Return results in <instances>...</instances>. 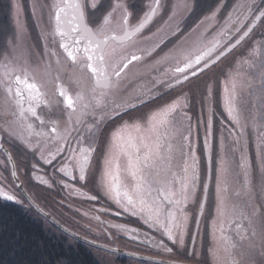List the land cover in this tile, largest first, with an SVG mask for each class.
I'll use <instances>...</instances> for the list:
<instances>
[{"label":"snow or ice","instance_id":"obj_1","mask_svg":"<svg viewBox=\"0 0 264 264\" xmlns=\"http://www.w3.org/2000/svg\"><path fill=\"white\" fill-rule=\"evenodd\" d=\"M106 4L102 0H54L45 5L44 0H32L33 14L42 21L41 36L46 41L47 55H57L47 44L52 33L46 30V26L54 21L55 33L64 41L59 42L58 47L63 49L67 58L81 66L80 74L74 73L71 78L80 88L75 97L69 94L64 85L53 82V95L63 98L56 102L66 104L70 110L65 127L68 122L81 127L74 129L77 133L74 140L70 139L71 132L57 138L56 122L51 121L53 126L50 132L53 135L46 141L42 139L44 133L35 131L32 123L18 131L19 119L24 118L26 112L39 121L37 127H47L48 122L37 116L31 104L27 109L23 106L24 92L19 85H25L30 100L37 99L40 89L36 83L28 82L32 53L26 42V26L21 19V0H12L15 30L12 37L6 40L4 52H0L5 75L10 77L2 81L6 103L0 105V154L5 160L0 163H11L12 168L9 176L0 174V199L23 206V197L27 195L24 191L26 181L20 173L22 162L8 147V142L16 141L26 150L25 154L30 153L38 158L36 163L31 164L29 179L49 188L60 184L73 194L81 192L76 184L81 187L92 184L102 188L105 194H113L117 203L123 199L126 210H131L133 215L137 214L136 209L141 213L147 212L145 223L151 221L150 226H156L162 236H166L178 248H184L185 239L189 237L193 245L190 253L194 258L193 264H201L195 260L198 255L195 248L197 235L190 234L189 225L194 224L198 234L201 219L207 214L210 188H214L216 216L211 221L214 244L210 252L215 264H228L230 250L237 248V244L224 235L221 220L224 193L231 188L236 197L244 198L250 209L244 211L234 207L232 215L240 216L247 225V232H244V225L234 222L241 239L247 241L244 264H255L257 250L264 257V68L257 76H245L239 85L241 93L247 91L258 105V109H254L243 123L233 116L237 82L230 73L223 82L224 104L234 128L227 130V136L221 133L219 149L214 151L212 116L203 121V152L207 160L203 180L201 158L197 155L193 140L194 125L186 111L189 94L185 88L194 85V80L201 81V77L206 76L194 87H203L208 111L212 112L211 98L217 83L214 66L227 59L256 27L264 28V4L258 6L257 0H243L238 5L244 9L242 17L234 21L229 14L225 21L233 25L232 32L237 35L220 47L214 44L208 52L198 46L200 38L206 36L209 26L213 31L218 26L227 7L225 0H177L168 9L170 14L160 23L157 21L165 12L166 0H150L146 9L142 7L139 11L136 10V0H106ZM45 8L47 21L43 16ZM201 9L203 18H198L195 27L182 28L188 14L195 15ZM241 18L247 23L235 27ZM219 34L224 35L223 32ZM260 48H264V40L259 42V47L254 48L250 56L254 58ZM143 62H148V67L157 75L139 83L143 73L135 74L134 83L130 73ZM245 63L250 67L255 66L253 59ZM84 74L94 84L88 90L82 86ZM162 89L174 91L175 98L169 103L149 107L155 104ZM256 90L258 95L255 94ZM124 115H128L129 119L123 120ZM117 117H121V122L103 136L104 151L98 161L96 153L97 146L101 144L103 126L110 120L116 121ZM247 127L255 130L254 156L248 152ZM228 137L231 139L226 144ZM162 151L164 155H161ZM162 160L168 162L169 166L156 170V165ZM173 161L174 167L171 166ZM40 162L53 166L51 175L47 172L43 176L39 174L42 171ZM70 167L71 171L68 170ZM257 173L258 185L255 182ZM122 174L135 182L139 199H134L127 190L122 191L127 187L121 182ZM146 175L153 177L152 183L149 184ZM162 178L166 187L161 196L158 185ZM69 179L74 183L67 182ZM153 189L155 197H152ZM146 196L152 197L151 204L145 199ZM86 198L96 200L97 196L88 195ZM190 205L193 207L190 208ZM162 209L165 214L163 222L160 218ZM131 232V239L138 241L135 229ZM217 232L220 233L219 237ZM142 242L151 243L163 253L173 252V248L163 239L145 236ZM57 264H68V261L59 260ZM232 264L237 262L233 260Z\"/></svg>","mask_w":264,"mask_h":264},{"label":"flooded vegetation","instance_id":"obj_2","mask_svg":"<svg viewBox=\"0 0 264 264\" xmlns=\"http://www.w3.org/2000/svg\"><path fill=\"white\" fill-rule=\"evenodd\" d=\"M227 7L223 10L222 12V20H219L220 23L216 27V29L213 31L211 30V27H209V31L206 34V36L203 37L202 41L199 43V47L202 48L205 52H208L210 49H213V45L215 44L216 47H220L223 44H226L229 42V40L237 35V33L232 32V24H226L225 21H227L229 14H231L232 19L237 17V15L241 16L242 12L244 9L238 7V5L243 3V0H225ZM150 3V0H142L141 7H136V10L139 11L142 7L146 9L147 4ZM264 4V0H257V5ZM201 10H198L195 15L188 14V17L186 18L184 24L182 25V28H190V27H195V24L198 23V18L202 19L201 15ZM167 14H170L168 12V8L165 7V12L164 15L161 13L160 20L157 21V23H160L162 19H166ZM118 19V17H117ZM234 20V19H233ZM37 22V20H36ZM246 21H243L242 24H246ZM222 24V26H221ZM240 24L239 27L242 25ZM52 28V38L51 41L53 45L56 47L58 46L59 42L61 41V37L55 33V24L54 21L51 24ZM220 28L222 29V32L224 35H218L217 32L221 31ZM259 27H256L255 29L257 30ZM155 29V26H153V30ZM255 29L253 30L252 33L255 32ZM39 30L41 32V27H39ZM251 33V34H252ZM249 35V37L251 36ZM247 37L245 41L241 43V45H245L247 42ZM234 42V41H233ZM241 45L237 46L233 52L240 48ZM48 48H51L50 45H48ZM59 51L63 54V59L64 62H67L68 60V72L61 73L58 70L54 71V78L52 79L51 83L44 84V81H46L45 78L43 79H37L33 78L32 75H29L28 82L29 83H36L40 89V92L37 96V99L35 100H30L28 99V90L25 88L24 84H20L19 87L23 90L24 92V98H23V106L25 109L28 108L29 104L35 107L37 116L41 117L44 119L46 122H48V126L45 127L43 125H39V121H37L34 117H31V113L25 114L24 118L19 119V124L20 128L18 131H21L26 128V125L28 123H32L35 131L44 133V136L42 139L44 140H49V138L53 135L50 132L51 127L53 124L51 121H55L56 124L55 126L57 127L58 131L55 134L57 138L66 136L67 132H71V137L70 139H75L77 133L74 131L76 128H80L81 126L78 124H73L74 126H69L71 122L67 123V128L65 127V122L68 121L69 113L70 110L67 109L66 104L62 102H56V101H62L63 98H60L58 96H54L53 93L55 91V88L53 86V82H55L56 85H64L70 95H73L75 97L76 92L79 90V87L77 88V85L72 81V74L70 73L71 67L77 63L71 61L69 58H67L66 54L63 52L62 48H59ZM232 52V53H233ZM127 54V53H125ZM43 59H41V63L44 65L47 63V52L45 50L44 55L42 56ZM3 59L1 60L0 64V105H3L6 103L5 96V87L2 81L10 79L9 76H6L5 73L4 75L2 74L1 71H3ZM55 65V61L53 62ZM219 64V63H218ZM58 69V68H55ZM5 71V70H4ZM138 73H143V79L139 81V83H144L147 80H150L153 76H156L157 73L155 71H152L148 67V62H143L137 65V68L133 69V73H130V79H132L135 83V74ZM229 75L225 78L227 79ZM89 80V79H88ZM90 86L93 87V81H90ZM223 84H221V87ZM83 86V85H82ZM136 86H139V84H136ZM84 88V87H83ZM185 91H188L189 94V107L190 109H186L188 111L189 115L192 117V122L194 125V136L193 140L196 145V152L197 155L199 154L200 151V140H202L203 143V138H204V132L201 134V139H200V117L198 114V110H196L198 103L195 99V92L192 89L189 91V87L185 88ZM223 92V91H222ZM159 98V100H158ZM175 98V92L174 91H168V90H161V95L157 97V100L155 104L158 105H163L165 103L171 102V100ZM159 101V102H158ZM154 104H150L149 107H154ZM222 107H224L225 111V104L224 100L222 101ZM188 107V108H189ZM234 111H236V106L233 105ZM192 108V110H191ZM251 108V107H250ZM19 109H17L18 111ZM144 111H147V108L143 109ZM225 116L226 118H229V123H233L232 118L229 116L227 110L225 111ZM224 116V118H225ZM75 119V117H74ZM123 120L129 119L128 115H124ZM231 119V120H230ZM121 122V117H117L116 121H108L106 124L103 126V134L101 136V144L97 146V153L96 157L97 160H100V157L104 151L103 148V136L110 133L106 132L107 129L110 127L116 128L118 123ZM234 126H230L229 129H233ZM203 130V129H201ZM245 132H247L248 136V147L251 149V153L254 156L255 154V130L252 129L251 127L245 128ZM215 133L213 129V145H215ZM53 143L55 142L54 140L52 141ZM75 147L76 145L73 144ZM84 146H87L85 144ZM8 147L10 150L15 152L16 158L20 159L22 162V167L20 169V173L22 174L24 180L26 181L24 191L33 198V200L46 212H48L52 217L53 220L49 219L47 216H45L41 211H39L33 203L28 199V196L25 195L23 197L24 199V205L26 209H31L34 210L37 214H40V216L44 217V220H47L49 223L52 225L54 224L56 227L62 229L67 236L72 239V243H78L80 245H83L87 247L89 250L91 248H100V249H108V250H115L117 251L120 255L117 257L119 260H121L124 264H133L132 261L129 260V257L132 256L131 253H140L138 249H145V250H152L151 252H157L160 251L158 248L153 247L151 243H144L142 242L145 236H151L154 237L155 239H163L164 242L170 247V245L167 243V237L162 236L161 232L157 230L156 226H150L151 221L149 223H145V219L147 218L148 213H141L139 212L138 209H136L137 214L133 215L131 210H126V204L121 201V204L125 207V210H121L120 207L117 204L116 198H114L113 194H105L103 190L99 187H94L92 184H89L87 186L81 187L80 184H76V187L81 188L80 194H73V192L70 189L64 188L60 184H54L53 187L49 188L47 185L41 184L39 181L29 179L31 175V164L36 163L37 159L36 157H33L30 153L25 154L26 150L23 148L21 144H19L16 141H10L8 142ZM219 147H217L218 151ZM215 150V149H214ZM163 151L161 155H163ZM3 156V154H1ZM4 157V156H3ZM5 158V157H4ZM163 163V160L158 162V164ZM8 169L5 168V166L0 163V174L4 176H9L10 171H11V163H8ZM39 167L42 169V171L39 173L40 175H44L45 172L48 173V175H51L52 172V165H44L42 162L39 163ZM200 169L203 171V168H201V163H200ZM71 171V167L68 169ZM178 171V169L176 170ZM149 177L146 175V179L149 181ZM44 178H48L45 176ZM256 178L259 179V174H256ZM69 183H74L70 179L67 181ZM121 182L125 185H127L128 189H134L135 188V182L131 180L130 177H126L124 174L121 175ZM30 186L32 188L39 187V188H44L47 191H55L57 195L55 196H46L42 197L43 200H39L35 194L32 192L30 189ZM147 187V184L145 185ZM161 189L160 195H163V185L159 186ZM18 195H20L19 191L17 192ZM88 195H96L97 199L96 200H89L86 197ZM63 197L64 200H59V197ZM139 199V198H138ZM146 200H148V203L151 204L152 200L150 197L146 196ZM61 204V206L64 208V213L66 214V219L62 220L58 215L53 214V212L50 211L48 205H54L57 206ZM225 206H226V212L225 213V232L224 235L230 237L231 241L233 243L237 244V248L231 249V255L230 257H233L231 262L229 264H232V261L235 260L237 264H244V261L246 259L245 257V249L247 246V241L241 239V234H238L237 231L235 230V223L234 222H240L241 224L244 225V232H247V225L246 222L241 219L240 216L232 215L233 208H239L243 209L244 211H249L250 209L247 208L245 204V200L243 197H236L234 195V192L232 191L231 188L226 191V201H225ZM86 213V215H85ZM72 214V215H71ZM59 218L64 221L62 222L59 220ZM160 218L161 221L163 222L165 219V214L164 210L162 209L160 211ZM208 222L205 223L204 227V233L202 230V235L203 237L208 234L210 236V233H212V224L211 218H208ZM56 222L61 223L68 231H65V229L61 226H59ZM79 223L80 228L75 227L74 225H77ZM98 224V225H97ZM201 225V222H200ZM135 229L136 234L139 237L138 241H133L131 239L132 232L131 230ZM200 226H199V231L197 234V230L195 225L192 227V224L190 223L189 225V231L190 234H196L197 235V243L198 244V237L200 233ZM208 232V233H207ZM73 233H76L82 237H87V239L79 238L76 235H73ZM200 239V238H199ZM118 240V243L121 245V248L118 244H116ZM94 241V243H93ZM106 246V247H102ZM138 247V248H136ZM196 247V246H195ZM202 251L205 250V248L202 247ZM193 250V245L191 243V239L189 237H186L185 239V249L182 251L184 255H187L186 257H191L193 258L190 253ZM92 251V250H91ZM138 251V252H137ZM202 251H198L196 247V252L198 255V261H207L209 262V259L213 264H215L213 257L211 255V252L204 254ZM203 255V256H202ZM208 255V257L206 256ZM154 257V256H153ZM207 257V258H206ZM254 260L255 264H264V257H261L259 255V251L254 255ZM154 264H159L156 261H151ZM181 263H186V264H193L189 262H181ZM135 264V263H134ZM136 264H145L143 260L141 262L136 263Z\"/></svg>","mask_w":264,"mask_h":264},{"label":"rangeland","instance_id":"obj_3","mask_svg":"<svg viewBox=\"0 0 264 264\" xmlns=\"http://www.w3.org/2000/svg\"><path fill=\"white\" fill-rule=\"evenodd\" d=\"M10 2L12 3V0H10ZM53 2H54V0H44L45 5L53 3ZM21 3H22L21 19H22L24 25L26 26V35H27V41L26 42H27V45L30 48V51L32 53V55L30 57L29 74L32 75L33 78H37V79L45 78L46 81H44V84L51 83L52 79L54 78V71L55 70L60 71L62 74L69 71V69H68L69 68L68 67V61L69 60L67 62H64V59L62 57L63 54L59 51L58 46L55 47L53 45V43L50 39V38H52V36H50L49 40L47 41V44L51 46L50 49H54L56 51L57 55L54 57L47 55V63L44 65L41 63L40 60L43 59L42 56L44 55L45 50H46L45 49L46 41H45V39L42 38L41 32L39 30V27H41L40 25H41L42 21H39L37 19V17L34 16V14H33L32 6H31L32 0H21ZM102 3H105V6H107L106 0H102ZM141 3H142L141 0H136V7H141ZM176 3H177V0H166L165 7L169 9L171 5H174ZM243 12H242V14H243ZM162 14L164 15V12ZM43 16H44V21H47V9L46 8H45V11L43 13ZM11 17H12L13 26L11 29L10 28L7 30L5 29L6 31L4 30L3 36L0 37V52H4L6 40H8L12 37L13 32L15 30V21H14V17L12 14V9H11ZM237 17H242V15L241 16L237 15ZM237 17L233 18L234 21L237 19ZM222 19H223V17L220 20H222ZM36 20H37V22H36ZM243 21L244 20L241 18L239 20V22H237L234 26L239 27V25L242 24ZM219 23H220V21H218V24ZM221 26H222V24H221ZM209 27H211V26H209ZM231 27H233V25H231ZM46 30L48 32L52 33L51 25H47ZM220 30L221 31L217 32V34L215 36L220 35L219 33L222 32V29L220 28ZM202 39H203V37L200 38V41H202ZM262 40H264V28L259 27L257 30L255 29V32L252 33L251 36L247 39V42L245 43V45L244 44L241 45V47L236 49L233 53H231L227 57V59H224L221 63L214 66V72L216 75L217 83H216V86L214 87L212 98H211V107H212L211 113H209V111H208V101L204 98L203 87L201 86L199 89H196L194 87L195 84L201 83V81L206 79L207 77L202 76L201 81H195L194 80V85L188 86L194 90L195 95H196L195 99L198 103L196 110L199 111L198 114H199L200 121H201V123H200V139H201V134L203 132L205 133L203 121L206 120L209 115L212 116L213 129H214V133H215V137H216V139H215L216 143L214 145V149H215L214 151H217V147H219V139H220L221 133H224L225 136H227V130L229 129V127L231 125L234 126V122L231 124L229 123L230 122L229 118H226V116H225L226 109L224 111V107L221 106L222 101L224 100V95H225L223 82L229 78L228 77L227 79H225L229 73L231 74V77L233 79H235L237 82L236 99L233 103V105L236 106V111L233 112V116H236L238 119L241 120V123H243L246 118H249L252 115V111L254 109H258V105L255 104L253 97L251 95H249L247 91H244L243 93H241L239 85L243 82V79L245 76H249V77L257 76L259 74V72L261 71V69L264 68V59H262V57H264V48H260L258 53L256 54V56L254 58L250 56V53L252 52V50L254 48H258L259 42H261ZM2 59H3L2 56H0V64H1ZM249 59H253V63L255 65L254 67H250L247 63H245V61L249 60ZM54 61H55V65L53 64ZM55 68H58V69H55ZM80 68H81V66L78 63H75L71 67L70 73L72 74V77H73L74 73L80 74ZM4 70L1 71L3 75L5 73ZM221 84H223L222 85L223 87H221ZM82 85H83L85 90H88L91 88L90 82H89L86 74H84V79L82 81ZM77 88H78V86H77ZM79 90H80V88H79ZM255 94L256 95L259 94L258 90L255 91ZM158 100H159V98H158ZM242 101H245V103H242ZM154 105H156V104H154ZM188 109H190V107L187 108V110ZM191 110H192V108H191ZM224 116H225V118H224ZM129 122L131 123V121H129ZM73 124L74 123L71 122V124L69 126L72 127V126H74ZM201 129H203V130H201ZM112 130H114V128L110 127L109 129L106 130V132L108 133V132H111ZM230 139L231 138L228 137L226 139L225 143L227 144L230 141ZM248 152L250 155H252L250 147H248ZM163 155H164V153H163ZM198 155L201 158L200 163H201V168H203V171H201V179L203 180V178L207 172V160L204 156L202 140H200V151H199ZM3 160H5V158L0 154V161H3ZM2 164L5 166V168L8 169V165H5L4 163H2ZM174 165H175V161L172 162L171 166L174 167ZM167 166H169L168 162L163 161V163L156 165V170L163 169ZM175 170H177V169H175ZM152 180H153V177L150 176L149 181H148L149 184L152 183ZM255 182L258 185L259 179L256 178ZM160 185H163V187H166L165 183L163 182V178L161 179V183L158 186H160ZM147 187H148V185H147ZM147 187H145V188H147ZM30 189L32 190V192L35 194V196L39 200H41V199L43 200L42 197L57 195V193L55 191L50 192L44 188H39V187L32 188L30 186ZM124 190H127L129 192V194L134 197V199L139 198V194L137 193L136 188L128 189V187H126V188L122 189V191H124ZM103 192L105 193L104 190H103ZM44 195H46V196H44ZM155 196H156V193H155V190L153 189L152 197H155ZM152 197H150L151 200H152ZM59 200L61 201L64 199L61 196V197H59ZM121 201L126 204V202L123 199ZM225 201H226V192L224 193V204H223V208H222L223 218L221 220V224L224 227V232H225V220H226L225 213H224V212H226ZM117 204L121 210H125V207L121 203H117ZM48 207H49L50 211L53 212L55 217H56V215H58L60 218H62V220L66 219V214L63 211L64 208L61 206L60 203L57 206L48 205ZM189 207L191 208L193 206L190 205ZM210 215L212 216L211 219L215 218V216H216V200L214 197V188H210L209 203L207 205V214L205 217H203L201 219V225H200V229H201L200 233L201 234H199L198 244L196 245L199 252L203 250L202 247L205 248V250L202 251L203 255L207 254L208 252L210 253V249L213 247V244H214L213 240L211 241L213 243L210 242V239H213L212 233H210V236L208 235V239L206 238L207 234L204 237L202 235V230L204 233L205 223L208 222V220H209L208 218L210 217ZM60 218H59V220H61ZM44 221H45L44 223L46 226H50L53 228L52 230H56L55 227L51 223L49 224L48 221H46V220H44ZM62 222H64V221H62ZM80 226L81 225H79V223H78L77 225H74V228L75 227L80 228ZM193 226H194V224H192V227ZM57 232H59V231L57 230ZM219 235H220V233L217 232V237H219ZM115 241H117L116 244H118L121 248V245L118 243V240H115ZM69 242L72 243L73 240L72 239L70 240V238H69ZM167 243L170 245L171 248H173V252L171 254L163 253L161 251L151 252L152 250H145V249H138V251L142 252V255H149V256H154V257H158V258H163L164 260L189 262V263H192L194 261V258L186 257L187 255L183 254L182 251L185 249V247L184 248H178L176 245H173L172 242L168 241V240H167ZM136 248H138V247H136ZM91 250H92L93 254L99 259L101 264H124L121 260H119L117 258L120 255L117 251H110L108 249H100L98 247L91 248ZM206 256L208 257V255H206ZM232 258L233 257L228 258V264H229V262H231ZM129 260L132 261L133 264L141 262V260L136 258V257H129ZM195 260H198V257H195ZM143 262H145V264H154L151 261H143ZM200 262H201V264H213L210 259H209V262L207 261V259L205 261H200ZM130 264H131V262H130Z\"/></svg>","mask_w":264,"mask_h":264},{"label":"trees","instance_id":"obj_4","mask_svg":"<svg viewBox=\"0 0 264 264\" xmlns=\"http://www.w3.org/2000/svg\"><path fill=\"white\" fill-rule=\"evenodd\" d=\"M12 26L11 2L0 0V37ZM44 222L34 210L0 199V264H101L87 247Z\"/></svg>","mask_w":264,"mask_h":264},{"label":"water","instance_id":"obj_5","mask_svg":"<svg viewBox=\"0 0 264 264\" xmlns=\"http://www.w3.org/2000/svg\"><path fill=\"white\" fill-rule=\"evenodd\" d=\"M68 40L70 41L71 40V37L68 38ZM62 41V40H61ZM64 42V41H62ZM12 166V165H11ZM28 197H31L29 194H27ZM31 203H33L35 205V207L41 211V213H43L45 216H47L49 219L53 220V217L48 213L46 212L45 210H43L33 199L30 200ZM59 226L63 227L64 229H66L62 224H60L59 222H56ZM77 237L79 238H83L82 236L80 235H76ZM84 239V238H83ZM132 255H135V256H140L144 259H149V260H154V261H158V262H163V263H168V264H186V263H181V262H176V261H170V260H164V259H160V258H153V257H149V256H145V255H141V254H138V253H131Z\"/></svg>","mask_w":264,"mask_h":264}]
</instances>
